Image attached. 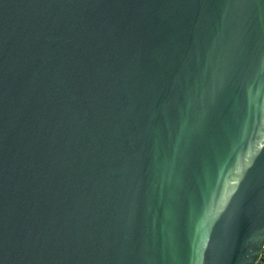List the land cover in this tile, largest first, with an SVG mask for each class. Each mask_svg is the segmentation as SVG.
<instances>
[{
	"label": "water",
	"instance_id": "95a60500",
	"mask_svg": "<svg viewBox=\"0 0 264 264\" xmlns=\"http://www.w3.org/2000/svg\"><path fill=\"white\" fill-rule=\"evenodd\" d=\"M264 0H0V264H256Z\"/></svg>",
	"mask_w": 264,
	"mask_h": 264
},
{
	"label": "built area",
	"instance_id": "2783aa9c",
	"mask_svg": "<svg viewBox=\"0 0 264 264\" xmlns=\"http://www.w3.org/2000/svg\"><path fill=\"white\" fill-rule=\"evenodd\" d=\"M256 264H264V246L261 252V257Z\"/></svg>",
	"mask_w": 264,
	"mask_h": 264
}]
</instances>
